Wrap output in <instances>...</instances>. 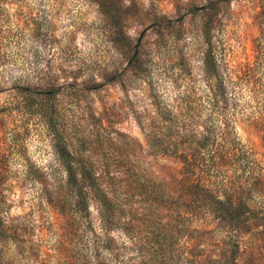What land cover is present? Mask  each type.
I'll return each mask as SVG.
<instances>
[{
  "label": "rangeland",
  "instance_id": "374dc122",
  "mask_svg": "<svg viewBox=\"0 0 264 264\" xmlns=\"http://www.w3.org/2000/svg\"><path fill=\"white\" fill-rule=\"evenodd\" d=\"M223 129L252 164L237 193L259 207L264 0H0V264L96 263L95 235L101 264L218 254L232 233L204 202L180 204L178 157ZM64 150L114 202L106 232L92 197L88 215L74 208ZM262 231L239 234L238 264H264Z\"/></svg>",
  "mask_w": 264,
  "mask_h": 264
},
{
  "label": "trees",
  "instance_id": "16d2710c",
  "mask_svg": "<svg viewBox=\"0 0 264 264\" xmlns=\"http://www.w3.org/2000/svg\"><path fill=\"white\" fill-rule=\"evenodd\" d=\"M214 102L217 103L215 98ZM228 135L227 129H223L222 133H220V139L211 140L209 131L202 132L199 134L200 138L198 141L195 142V148L189 154L191 155L197 150H204L211 146L212 143L215 149L208 153L207 156L203 155L202 158L193 155L178 157V162L182 163L187 186V193H183L180 204L187 207L191 203H195V201H200L201 204L204 202L203 204L213 210L221 223L225 224L230 229V233H232L227 238L228 240L224 239L221 242V246L217 249V252L219 251L218 254L206 256L202 260L196 258L197 261L195 262L197 264H238L240 251L239 234L257 230L258 228H262L264 231V199L262 194L257 193L261 199L259 207H249L241 194L246 191L254 178L252 177V164L248 161V152L237 142H234L235 147L231 144L228 146L225 141L226 138H229ZM59 155L66 166L67 185L70 188L69 192L75 195L74 208L77 213L89 214V197H92L96 201L99 212L100 230L105 231L106 223L110 219L112 220L115 214L114 202L103 190L95 173L83 164L79 168L74 167L70 154L65 150L59 151ZM202 162H205V165ZM222 168L228 171L231 168H236L237 171H234V174L240 177V183L228 182V179L222 177L221 184L216 183L214 185L213 182L217 177L212 176L211 173H216L214 170L221 172ZM246 169L250 172L245 171ZM185 210L187 211L188 209ZM86 222V228H90L91 224L88 221ZM92 243L93 253L96 258L94 262L96 263H91L89 261L90 257L87 256L85 264H101L99 255L101 251L109 249L107 246L108 239L95 235Z\"/></svg>",
  "mask_w": 264,
  "mask_h": 264
}]
</instances>
